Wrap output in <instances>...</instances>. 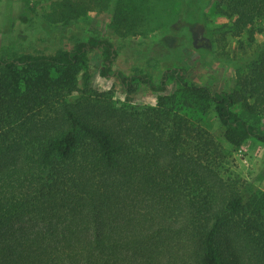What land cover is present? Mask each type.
<instances>
[{"label": "trees", "instance_id": "obj_1", "mask_svg": "<svg viewBox=\"0 0 264 264\" xmlns=\"http://www.w3.org/2000/svg\"><path fill=\"white\" fill-rule=\"evenodd\" d=\"M164 1L117 0L112 26H163ZM92 3L61 0L46 19L69 26ZM180 4L188 24L212 7L249 44L264 33V0ZM72 40L0 59V264H264V193L227 175L231 153L203 125L213 112L233 148L264 144V51L237 69L230 91L182 69L158 85L118 73V105L93 87L90 66L99 51L101 76L114 74L115 45L98 33ZM170 78L176 90L155 105L131 104L140 84L163 93Z\"/></svg>", "mask_w": 264, "mask_h": 264}, {"label": "rangeland", "instance_id": "obj_2", "mask_svg": "<svg viewBox=\"0 0 264 264\" xmlns=\"http://www.w3.org/2000/svg\"><path fill=\"white\" fill-rule=\"evenodd\" d=\"M27 1L35 7L34 12L26 7ZM59 1L0 0V59L34 51L50 54L71 47L75 37L98 33L115 45L118 56L113 64L114 74L105 78L100 74V52L91 53L92 85L100 92L113 91L118 105L126 102L118 73L127 77L143 73L158 85L168 70L173 75L176 69H182L196 84L208 85L214 91H230L235 87L237 69L243 68L256 52L264 51V33L257 34L255 42L249 44L247 35L235 36L230 30L231 21L212 7L188 24L183 20L180 0H167L158 4L156 10L157 17L159 14L164 20L163 26L151 29L147 24L146 32L120 34L112 26L117 0H93L88 16L66 27L50 24L46 19L53 3ZM171 78L163 93L155 92L148 84H140L131 104L155 105L159 96L176 90L177 83ZM203 125L231 153L226 163L227 175L264 193V144L251 139L241 148H233L226 142L224 128L213 112Z\"/></svg>", "mask_w": 264, "mask_h": 264}]
</instances>
